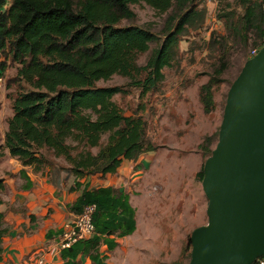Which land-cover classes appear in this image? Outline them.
<instances>
[{
  "label": "trees",
  "instance_id": "16d2710c",
  "mask_svg": "<svg viewBox=\"0 0 264 264\" xmlns=\"http://www.w3.org/2000/svg\"><path fill=\"white\" fill-rule=\"evenodd\" d=\"M196 1L0 0V81L7 66L13 64L16 74L12 81L20 84L11 98L12 115L0 145V161L6 156L15 158L23 168L47 173L54 181L63 173L67 183L70 176L113 174L123 160H136L156 150L146 139L143 116L125 115L114 96L127 95L132 87L140 89V97L157 89L164 77L163 67L174 58L179 37L204 19ZM241 1L245 8L236 21L235 13L218 17L226 20L228 34L211 36L208 42L209 51L219 55L211 64L213 72L203 73L208 78L198 88L205 114L214 110L215 89L225 81L221 75L229 66L228 37L237 34L242 39V49L247 48L243 63L250 58L251 49L262 45V1ZM141 2L160 14L169 12L161 32L149 25H121L123 20L135 18L130 5ZM249 33L252 47L247 51ZM151 43L157 47L144 64H138L137 57ZM113 75L127 77L129 82L125 87L96 84ZM211 142L212 137L204 135L199 144L207 157L214 147ZM58 158L64 163H58ZM197 176L202 180L203 165ZM75 186L79 188L81 183L75 181ZM4 190L0 177V205ZM88 204L96 205L94 233L62 250L66 263L72 264L82 253L100 264L99 245L103 242L111 249L117 245L115 238L136 228L135 209L121 189L86 185L70 209L79 213ZM3 217L0 211V262L1 239L7 231ZM188 244L191 247L190 236Z\"/></svg>",
  "mask_w": 264,
  "mask_h": 264
},
{
  "label": "rangeland",
  "instance_id": "374dc122",
  "mask_svg": "<svg viewBox=\"0 0 264 264\" xmlns=\"http://www.w3.org/2000/svg\"><path fill=\"white\" fill-rule=\"evenodd\" d=\"M238 1L197 0L198 9L204 11V19L179 37L174 58L169 66L163 67L164 77L157 89L140 97V89L132 87L129 94L114 96L125 115L137 113L143 116L146 139L157 148L140 162L141 167L133 170L135 178L127 183L136 212V230L120 239L118 246L110 252L109 264L189 262L188 238L195 227L207 222V199L197 176L207 156L199 144L204 135L212 137L211 148L217 141L226 93L243 65V52L247 49H242L240 36L228 37L229 66L221 75L225 81L215 89V108L211 113L204 114L199 93L195 90L192 93V86L207 80L208 75L204 72H213L211 64L219 54L216 50L209 51L208 42L211 36L228 34L226 20L218 18L219 15L235 13L234 21L242 15ZM130 7L135 18L123 20L122 26L149 25L153 31L161 32L169 12L160 14L144 2ZM248 36L247 51L252 47V34ZM155 47L157 45L151 43L150 49L137 57V63L144 64ZM15 74V67L9 64L0 81V145L12 115L11 98L20 85L12 81ZM128 82L127 77L113 75L96 84L124 86ZM91 150L96 151L95 148ZM56 161L64 163L61 158ZM1 173L0 166V176ZM20 173L24 172L21 170Z\"/></svg>",
  "mask_w": 264,
  "mask_h": 264
},
{
  "label": "water",
  "instance_id": "95a60500",
  "mask_svg": "<svg viewBox=\"0 0 264 264\" xmlns=\"http://www.w3.org/2000/svg\"><path fill=\"white\" fill-rule=\"evenodd\" d=\"M201 186L207 222L190 234L188 264H253L264 256V43L228 88Z\"/></svg>",
  "mask_w": 264,
  "mask_h": 264
},
{
  "label": "crops",
  "instance_id": "0c3cea01",
  "mask_svg": "<svg viewBox=\"0 0 264 264\" xmlns=\"http://www.w3.org/2000/svg\"><path fill=\"white\" fill-rule=\"evenodd\" d=\"M238 3L244 12L242 1L239 0ZM205 81L206 79L194 83L192 93L194 90L198 93L199 86ZM151 153H143L136 160H123L113 174H96L82 178L70 176L67 183L63 181V173L54 181L47 173H35L31 167L23 168L15 158L7 156L1 160L0 177L4 179L5 190L1 194L3 204L0 205V211L4 212L3 225L7 227V231L1 239L3 252L0 264H69L62 258L63 249L59 247V243L64 224L77 214L70 209V205L77 200L86 185L88 188L113 186L122 190L135 209L131 196L128 195L129 186H126L135 178L133 170L141 167L140 162ZM22 169L25 173H20ZM75 181L81 183L79 188L75 186ZM28 183L30 185L25 187ZM134 218L136 224V212ZM126 236L128 235L123 237ZM123 237L114 239L116 246ZM113 248L108 249L103 242L99 245L100 264H109ZM72 264L95 262H92L88 254L80 253Z\"/></svg>",
  "mask_w": 264,
  "mask_h": 264
},
{
  "label": "built area",
  "instance_id": "2783aa9c",
  "mask_svg": "<svg viewBox=\"0 0 264 264\" xmlns=\"http://www.w3.org/2000/svg\"><path fill=\"white\" fill-rule=\"evenodd\" d=\"M262 44L264 43V0H262ZM260 47H255L250 50V57L254 56ZM96 205L88 204L83 209L75 214V216L67 221L63 226V233L60 239L59 247L61 249L68 248L74 243L83 239L90 238L94 233V224L92 221ZM255 264H264V256L258 257ZM253 263V264H254Z\"/></svg>",
  "mask_w": 264,
  "mask_h": 264
}]
</instances>
